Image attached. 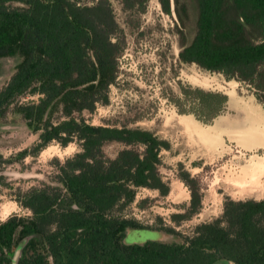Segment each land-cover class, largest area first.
<instances>
[{
	"label": "trees",
	"instance_id": "16d2710c",
	"mask_svg": "<svg viewBox=\"0 0 264 264\" xmlns=\"http://www.w3.org/2000/svg\"><path fill=\"white\" fill-rule=\"evenodd\" d=\"M0 0V58L19 57L10 80L0 89V120L8 110L38 135L35 152L57 141H81L82 151L60 169L58 186L32 188L19 202L31 216L0 222V264H264V198L225 199L221 219L196 226L181 243L125 246L123 231L148 229L120 212L139 188L158 190L160 152L167 141L140 128L92 126L83 112L108 102L119 73L123 41L107 0ZM127 11L144 12L147 0H121ZM195 7L194 33H181L178 62L195 65L249 86L264 105V0H174L181 28ZM170 15L169 0H159ZM174 101L180 114L204 124L220 116L227 96L181 87ZM36 95L37 102H20ZM121 149L108 157L104 148ZM27 151H21L23 158ZM1 174V172H0ZM191 191L189 219L200 208L196 181L182 172ZM0 175V187L2 185ZM164 230L173 235L170 227Z\"/></svg>",
	"mask_w": 264,
	"mask_h": 264
},
{
	"label": "rangeland",
	"instance_id": "374dc122",
	"mask_svg": "<svg viewBox=\"0 0 264 264\" xmlns=\"http://www.w3.org/2000/svg\"><path fill=\"white\" fill-rule=\"evenodd\" d=\"M107 1L124 50L119 60L118 77L109 89L108 103L98 104L93 112H83L82 116L92 125L140 128L167 141L169 148L160 152V172L169 184L175 178L170 177L171 172L179 174L189 167V171L201 168L197 184L206 195L201 215L191 223L175 221V225H169L182 235L175 237L181 243L184 237L193 235L198 221L220 216L221 204L228 195L240 200L263 196L264 173L250 175L247 169L257 162L264 164V144L254 142L257 136L264 135V120L254 123L256 114L264 119V105L255 101L248 85L178 62L181 33L188 42L194 33L196 12L193 2L189 4V18L184 29L176 15L162 12L159 0H147L141 13L125 10L121 0ZM19 62L20 58L15 56L0 58V88L11 78ZM186 86L226 95V108L220 118L206 125L192 114H180L174 101L181 95L180 88ZM37 98L27 95L20 102L37 101ZM190 123L201 130L204 140L194 131H187ZM246 126H257L255 129L261 133L255 131L254 137L244 141L239 137L238 128ZM214 129L219 133H214ZM37 143V134L29 132L21 118L8 110L0 120V171L3 173L0 222L13 215L30 216L31 213L20 206L18 197L33 187L55 185L58 168L81 151V142L77 139L66 147L51 142L42 151L34 153ZM120 149L118 144H109L104 152L108 157H114ZM24 150L27 155L19 158L18 154ZM167 201L157 191L137 190L134 202L120 213L151 229L126 228L122 243L125 246L175 243L171 235L158 231L164 230L163 221L159 219L168 220V216L177 211L178 204Z\"/></svg>",
	"mask_w": 264,
	"mask_h": 264
},
{
	"label": "flooded vegetation",
	"instance_id": "af4514ba",
	"mask_svg": "<svg viewBox=\"0 0 264 264\" xmlns=\"http://www.w3.org/2000/svg\"><path fill=\"white\" fill-rule=\"evenodd\" d=\"M174 1V0H173ZM169 8H170V15H172V12H171V3H170V0H169ZM174 11H175V15H176V17H177V19H178V16H177V13H176V9H175V3H174ZM178 23L180 24V22H179V19H178ZM120 60V59H119ZM14 73V72H13ZM12 77V76H11ZM118 77V76H117ZM117 79V78H116ZM10 80V79H9ZM8 80V81H9ZM7 81V82H8ZM116 81V80H115ZM6 85V84H5ZM112 86V85H111ZM110 86V87H111ZM1 89V88H0ZM110 89V88H109ZM39 98V97H38ZM38 98H37V101H38ZM22 99H23V97H22ZM108 99H109V93H108ZM228 99V98H227ZM37 101H32V102H37ZM108 103V102H107ZM106 103V104H107ZM98 105V104H97ZM96 105V106H97ZM221 116V115H220ZM220 116H218V117H220ZM218 117H216V118H218ZM215 118V119H216ZM214 119V120H215ZM87 122V121H86ZM88 123V122H87ZM90 124V123H89ZM209 124H211V123H209ZM209 124H206V125H209ZM90 125H92V124H90ZM26 126V125H25ZM92 126H96V125H92ZM98 126H102V125H98ZM108 127H112V126H108ZM116 127H122V126H116ZM27 128V127H26ZM30 132V131H29ZM37 138H38V135H37ZM74 140V139H73ZM72 140V141H73ZM71 141V142H72ZM38 142H39V140H38ZM52 142H57V141H52ZM71 142H69V143H71ZM81 142V141H80ZM254 142H257L258 144H262L260 141H254ZM51 143V142H50ZM50 143H48L45 147H47ZM61 147H66L67 145H61L59 142H57ZM253 143V142H252ZM38 144V143H37ZM36 144V145H37ZM169 144V143H168ZM36 147V146H35ZM44 147V148H45ZM44 148H42V149H44ZM35 149V148H34ZM42 149H40L39 151H42ZM39 151H37V152H39ZM81 151H82V144H81ZM80 151V152H81ZM80 152H78V153H80ZM34 153H36L35 152V150H34ZM78 153H76L74 156H76ZM27 155V154H26ZM25 155V156H26ZM24 156V157H25ZM74 158V157H73ZM161 158V157H160ZM72 159V158H71ZM71 159H68V160H71ZM67 160V161H68ZM66 161V162H67ZM65 162V163H66ZM65 163L63 164V165H61L59 168H58V171H57V173H56V183H55V185H50V184H44V185H42V186H58V177H59V175H60V169L65 165ZM0 165H1V163H0ZM1 172V171H0ZM182 172H180L179 174H175L174 172H171V176L170 177H175L176 179H178V180H180V182L184 185V187H185V189L187 190V192H188V196H189V199H188V202L187 203H182V204H179L178 205V207L176 208L177 209V211H176V213H173L172 215H170V216H168V220H166L165 218H163V219H159V221H163V222H165V223H163L162 222V226L163 227H170L169 225H170V223H173L174 225L176 224V222L175 221H179V223H191L199 214H200V212L202 211V209H203V199H204V189H202V187H200L199 188V186H198V184H197V186H198V188H199V191H200V194H201V201H200V208H199V211L196 213V214H194L193 216H191L189 219H182L181 218V216H182V214L184 215V214H186L185 212H187L188 211V209H189V206H190V200H191V191L189 190V188H188V186L182 181V179H180V177H179V175L181 174ZM186 173H188L189 174V176L191 177V178H193L195 181H196V183L198 182L197 180L199 179L200 180V175L199 176H194V175H192L191 173H189L188 171H186ZM1 176L3 175V173L1 172V174H0ZM3 177V176H2ZM3 179V178H2ZM161 180L168 186V192H167V194L166 195H164V196H162L160 193H159V191L158 190H154V189H148V188H139V189H145V190H152V191H157L158 192V195L160 196V197H163V198H166L167 196H168V194H169V192H170V186H169V183L167 182V180H166V178H164L163 179V176H162V173H161ZM1 183H2V181H1ZM202 183V182H201ZM200 183V184H201ZM3 184V183H2ZM2 186V185H1ZM42 186H38V187H33V188H39V187H42ZM1 188V187H0ZM32 189V188H31ZM30 189V190H31ZM138 189V190H139ZM29 191V190H28ZM27 191V192H28ZM136 193H137V191H136ZM135 197H136V195H135ZM227 198H229V199H231V200H233V201H246V200H234V199H232L230 196H228ZM264 198V197H263ZM262 198V199H263ZM225 199L226 198H224L223 199V202H225ZM261 199V200H262ZM135 200V199H134ZM248 200H254V199H248ZM18 201H19V198H18ZM255 201H259V200H255ZM134 202V201H133ZM168 202V201H167ZM222 202V211H221V213H220V216L219 217H216L215 219H213V220H207V221H202V222H200V223H198V224H196L195 226H198V225H200V224H203V223H209V222H212V221H214V220H216V219H221L222 218V215H223V211H224V203ZM19 204H20V202H19ZM20 206H21V204H20ZM172 206V205H171ZM22 207V206H21ZM22 208H24V207H22ZM24 209H26V208H24ZM27 210V209H26ZM14 216V215H13ZM30 216H31V214H30ZM7 220V219H6ZM5 220V221H6ZM4 222V221H3ZM167 223V224H166ZM178 226V225H177ZM171 229H173L175 232H176V234L177 235H173V234H169V233H167L166 231H164V230H161V229H158V231H160V232H163V233H165V234H168V235H171L174 239H175V237H181L182 235H180L179 233H178V231H176V229L174 228V227H170ZM148 229H151V228H148ZM164 229V228H163ZM152 230H156V229H152ZM183 235H185V234H183ZM185 238V237H184ZM175 243H178V241H176V239H175ZM20 248H18L17 250H16V252L18 251V255H19V253H20ZM16 252H15V254H16ZM18 255H17V257H18ZM17 257H16V259H17ZM232 263L234 264V262L232 261Z\"/></svg>",
	"mask_w": 264,
	"mask_h": 264
},
{
	"label": "crops",
	"instance_id": "0c3cea01",
	"mask_svg": "<svg viewBox=\"0 0 264 264\" xmlns=\"http://www.w3.org/2000/svg\"><path fill=\"white\" fill-rule=\"evenodd\" d=\"M255 101H256V99H255ZM255 116H257L256 118H255V120H254V123H261V120H264L263 119V117L260 115V117H259V115L258 114H256ZM220 117H218V118H216L214 121H216L217 119H219ZM260 118H262V119H260ZM215 126H217V124H215ZM218 127V126H217ZM187 129V131L188 132H190L191 133V131H194L195 132V134L197 135V136H199L200 137V134H203L202 132H201V130H198L197 129V127H195V125H193L192 123H190V128H186ZM215 131H214V133H217L218 132V129H214ZM201 140H204V134L202 135V138H200ZM262 144H264V142L262 143ZM214 148H216V146H214ZM253 148H257V147H253ZM189 162V161H188ZM191 162V161H190ZM188 167H189V163H188ZM189 169H190V167H189ZM189 169L187 170L189 173H191L192 175H200L201 174V172H202V170H201V168L200 167H198L197 169H195V170H193V171H189ZM172 180H174V181H172L170 184H169V186H170V192H169V194H168V196L166 197V199L167 200H169L168 202H170V204H173V205H176V204H182V203H187L188 202V199H189V197H187L188 195V193H186V190H185V187H184V185L180 182V180H178V179H176V178H172ZM262 195L263 196H261L260 198H258V199H255V200H261L263 197H264V191H263V189H262ZM228 196H230V195H228ZM205 198H206V195H204V199H203V205H204V200H205ZM234 200H240V199H234ZM203 210V209H202ZM201 213V212H200ZM199 215H201V214H199ZM198 215V216H199ZM197 216V217H198ZM197 217L194 219V221H196V219H197ZM200 222H202V221H198L197 222V224L198 223H200Z\"/></svg>",
	"mask_w": 264,
	"mask_h": 264
},
{
	"label": "bare ground",
	"instance_id": "6f19581e",
	"mask_svg": "<svg viewBox=\"0 0 264 264\" xmlns=\"http://www.w3.org/2000/svg\"><path fill=\"white\" fill-rule=\"evenodd\" d=\"M255 128H258V127L257 126L256 127L255 126H253V127H251V126L247 127L246 126V128H243V127L238 128L239 137L241 139H244V141H247L248 139H251L252 136L254 137V135H256L255 131L260 134L261 132ZM218 133L219 132H217L216 134H218ZM202 135L203 134H200V136H202ZM263 136L262 135L257 136V141H260L261 143H263L264 142ZM247 170H248L247 173L250 175H254V174H258V173H264V164L257 162L254 165L250 166L249 169H247Z\"/></svg>",
	"mask_w": 264,
	"mask_h": 264
},
{
	"label": "water",
	"instance_id": "95a60500",
	"mask_svg": "<svg viewBox=\"0 0 264 264\" xmlns=\"http://www.w3.org/2000/svg\"><path fill=\"white\" fill-rule=\"evenodd\" d=\"M170 3H171V12H172V15H175V11H174V1L173 0H170ZM17 255H18V251L16 252V254H15L14 258H13V264H15ZM211 264H233V263H232V261L227 260V259H218V260L214 261Z\"/></svg>",
	"mask_w": 264,
	"mask_h": 264
}]
</instances>
